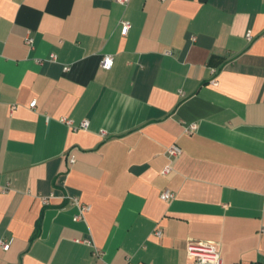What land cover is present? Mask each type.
Listing matches in <instances>:
<instances>
[{
	"label": "crops",
	"instance_id": "1",
	"mask_svg": "<svg viewBox=\"0 0 264 264\" xmlns=\"http://www.w3.org/2000/svg\"><path fill=\"white\" fill-rule=\"evenodd\" d=\"M263 228L264 0H0V264H264Z\"/></svg>",
	"mask_w": 264,
	"mask_h": 264
},
{
	"label": "built area",
	"instance_id": "2",
	"mask_svg": "<svg viewBox=\"0 0 264 264\" xmlns=\"http://www.w3.org/2000/svg\"><path fill=\"white\" fill-rule=\"evenodd\" d=\"M119 3L128 5L131 0H117ZM122 25V33L124 35H127L131 28L133 27V22L130 19H122L121 21ZM247 37L249 40H254L255 38V32L253 29H249L247 31ZM27 40L32 45L35 42V37L32 34H29L27 37ZM56 54H53V58H56ZM102 63L105 67L111 68L115 64V55L112 53L105 54ZM69 66L67 67V69ZM216 71V70H215ZM38 103V99H34L31 102V106L35 107ZM18 107L17 104L12 105V111H14ZM68 122H72V120L67 119ZM84 125H87L85 122ZM198 128V124L196 122L191 123L188 125L187 130L189 132H193ZM168 155L172 158L175 156L180 155L183 152V148L175 143L169 146L168 148ZM72 160L75 161L76 158L73 155ZM172 169V166L169 165L166 169V172L170 171ZM54 195L52 193L50 196H44L43 199L45 202H49L51 200V196ZM177 196V193L171 189H166L162 193V197L166 200H172ZM72 199L76 202L80 203V197L79 196H73ZM91 208V205L85 204L83 205V212L89 210ZM264 230V228H263ZM159 235L163 234V231L159 229L157 231ZM14 241L13 237L10 238H0V246L4 247L5 249H9ZM188 251L189 254L195 259L196 264H228L225 262L223 254H222V243L221 241L214 240V239H198V238H192L188 243Z\"/></svg>",
	"mask_w": 264,
	"mask_h": 264
}]
</instances>
